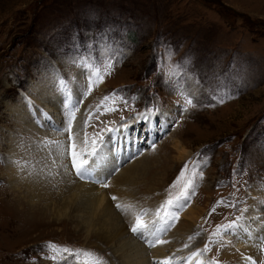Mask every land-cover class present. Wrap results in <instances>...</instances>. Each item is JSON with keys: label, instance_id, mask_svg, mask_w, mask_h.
<instances>
[{"label": "rangeland", "instance_id": "1", "mask_svg": "<svg viewBox=\"0 0 264 264\" xmlns=\"http://www.w3.org/2000/svg\"><path fill=\"white\" fill-rule=\"evenodd\" d=\"M167 49L174 53L172 63L182 66L178 77L166 74ZM109 62L111 74L81 100L88 65ZM44 90L60 97L62 110L42 105ZM111 95L117 97L118 110L96 111ZM186 96L195 106L184 111ZM78 100L73 132L79 139L85 131L100 132L104 143L114 132L106 126L124 125L120 145L137 153L134 150L120 170L143 155L159 160L151 162L162 168L157 169L158 179L167 175L159 207L186 163L193 161L203 173L202 178L193 177L185 204L200 220L190 236H173L178 223H190L177 211V219H171L160 238L167 247L176 238L179 243L199 239L201 248H209L204 252L207 264H239V252L232 255L230 249L235 229L253 215L264 219V0H0V199L8 197L11 184L20 179L7 176L6 160L21 163L32 155L34 145L48 151L47 141L68 143L66 133L59 131L61 112ZM149 108L155 110L148 114ZM27 111L31 118L24 117ZM90 112L91 126L85 127ZM22 118L32 133L20 123ZM40 120H47L50 128ZM188 167L191 173L193 164ZM139 200L146 209L150 202ZM1 204L5 226L4 215L11 211L7 203ZM12 215L17 221L16 213ZM47 221L50 225L44 229L27 234L23 229L30 226L13 235L0 230V264L76 260L69 253L50 259L49 242L93 250L108 264L109 254L91 247L75 224ZM230 223L234 227L216 234L218 226ZM261 244L262 251L264 240Z\"/></svg>", "mask_w": 264, "mask_h": 264}, {"label": "bare ground", "instance_id": "2", "mask_svg": "<svg viewBox=\"0 0 264 264\" xmlns=\"http://www.w3.org/2000/svg\"><path fill=\"white\" fill-rule=\"evenodd\" d=\"M44 92L45 90L42 91V93ZM41 99L45 108L53 109V111L61 109L58 106L60 97L55 92H45ZM66 111L61 112L64 121L61 122L63 124L61 128L66 123ZM21 112L20 110L19 113ZM21 116H23L22 113ZM30 116L28 111L24 115L26 118ZM26 118L20 119V123L27 126V129H32ZM47 120H40V122L42 126L50 128L48 127L49 124L47 125ZM116 129L118 133L114 131L100 146V152L104 159L91 178L81 179L78 177L71 166L68 155L64 154L58 157L55 146L48 143L49 149L44 152L38 147L39 145H34L32 155L27 156L21 163L15 162L14 158L6 160L8 163L7 176L12 179L20 177V179L17 180L15 186L11 184V189L7 191L6 195L8 197L0 199L2 203L0 204L7 203L9 211H11L10 215H4L6 224H4L5 222L3 224L5 226L0 221V230L11 234L21 229L22 226H30V229L27 227L23 229V233L27 234L31 231L44 229L50 225L49 222L51 221L48 222L47 219L51 218L54 219L55 224L66 222L75 224L83 234L84 240L88 241L91 247L109 254L107 257L108 264H161L169 257L172 258L171 264H201V262L207 264L204 252L199 256L193 255L203 249L200 247L202 242H199V239L179 243L176 238L177 242L174 240L175 243L172 246L167 247L166 243H162L157 244L156 247H150L149 242L155 237H148L146 240L139 233L131 231L134 222L132 214H124L116 207V204H130L134 205L136 210H147L149 215L145 217V220H152L155 217L152 214L159 208V204L156 202L163 198L161 189L164 187L167 175H160L161 180L158 179L159 172L157 169L162 168L160 166L154 168L151 162L156 163L159 160L155 156L147 155L137 158L133 164L130 163L120 170L119 168L127 159L134 157L137 149H129L127 145L122 148L120 140L125 133L124 128L119 126ZM29 132L32 133L30 129ZM62 134L60 132L58 136L61 137ZM66 137L68 138V133H66ZM56 141L65 145L67 143L61 140ZM180 153V158L184 157L185 152L181 151ZM116 171V175L112 178L113 173ZM105 180L109 182L108 187L102 186ZM96 183L99 186H96ZM55 184L58 191L62 190L60 194L56 192ZM113 196L118 199L113 200ZM140 198L150 202L147 203L146 209L140 205ZM181 203L186 204L185 201ZM170 211L173 213L183 212L184 218L190 221L189 225L183 222L178 223L173 236H178L181 233L185 235L184 237L190 236L193 226L200 220L199 213L194 208H186V206L174 207ZM15 213L18 216L17 221L12 219V214ZM165 217L163 220H157V227L163 230L157 233L160 238L164 236L165 230L168 229V226H171L172 222L171 217ZM263 220L260 215L257 216L256 214V216L253 215L242 220L235 229L234 238L230 243L233 246L230 249L232 255L236 251L239 252L235 256L239 258V264H251L247 259L248 257H251L256 264H259V260L264 258V252L259 249V246L263 244H261V241L264 240V230L260 226ZM21 233L20 235H22ZM166 248L169 249L166 250ZM204 260L206 263H204ZM56 264H78V261L61 260Z\"/></svg>", "mask_w": 264, "mask_h": 264}, {"label": "snow or ice", "instance_id": "3", "mask_svg": "<svg viewBox=\"0 0 264 264\" xmlns=\"http://www.w3.org/2000/svg\"><path fill=\"white\" fill-rule=\"evenodd\" d=\"M174 53L171 49H167L166 52V62H167V75L169 76H179L182 72V66L179 62L172 63V57ZM91 71L88 74L87 78V86L85 91L81 97V100L86 98L88 95H91L94 87L99 86V84L103 83L104 77L106 75L111 74V63H105L99 67L88 65ZM61 84L64 83L63 80L60 81ZM183 95V93H182ZM116 95L106 96L101 101V104L97 106L96 111H100L101 108L105 112H115L118 109L115 107ZM123 100V98H120ZM112 103L109 105L108 102ZM80 100L77 101L76 104L69 103L66 111V125L59 129V131L68 133V143L65 145L59 141H47L46 143L50 145H54L57 156H62L67 154L71 161V166L75 170V174L81 179L91 178L95 173L97 167L100 165L101 161L104 159L103 155L100 152V145L103 143L102 133L98 132L94 135L89 134L85 131L84 136L81 139H78V133L73 132L74 123L76 121V114L79 111ZM125 103H127L125 101ZM193 99L191 97H185V107L184 111H187V107H194ZM155 109L149 108L147 110L148 114H151ZM94 113H88L86 115V119L84 120L85 127L91 126V119ZM123 119V118H122ZM124 127V125H121ZM105 130L112 132L117 131V129L113 128H105ZM103 131V130H102ZM55 163V160L53 161ZM189 164H193L192 171H189ZM197 165L193 161H189L185 164L183 169L181 170L177 179L170 185L168 189L167 199L163 201L160 207L152 214L157 220H163L165 216L171 217L173 220L177 219L175 213L171 212L172 208H181L185 205L181 203V201H187L190 198V190L194 188V180L193 177L199 175L202 178L203 173L197 172ZM99 182V181H97ZM103 187H108L109 182L105 180L102 183ZM178 188L179 191L177 193H173L172 189ZM113 200H117L118 198L113 196ZM224 201H218L219 204H223ZM116 207L123 212L124 214L131 213L133 216V223L131 226V231L133 233H139L142 237H145L147 240L148 237H155V239L149 242L150 247H156L157 244L166 243L160 239L157 235L158 232L163 231L162 229L157 227V220L146 221L145 217L149 215L147 210H136L134 205H126L117 203ZM215 209H213L214 211ZM234 227V223H230L228 225L218 226L216 229V234L219 235L222 230L231 229ZM191 239V238H190ZM46 247L52 253L49 257L50 259L56 260L58 253H69L73 255L74 259L78 261V264H107L102 256L93 250L86 249H69L67 247L59 246L54 243L49 242ZM209 251V248L205 246L201 250V252L194 253V256L201 255L202 252ZM264 251V248H262ZM171 257L161 262V264H171ZM251 264H256L255 261H252L251 257L247 258ZM203 264V262H201ZM218 264V262H216Z\"/></svg>", "mask_w": 264, "mask_h": 264}]
</instances>
